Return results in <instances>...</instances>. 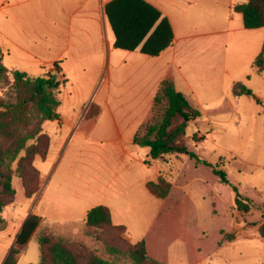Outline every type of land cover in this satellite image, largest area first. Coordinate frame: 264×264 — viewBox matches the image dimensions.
<instances>
[{
  "label": "rangeland",
  "instance_id": "obj_1",
  "mask_svg": "<svg viewBox=\"0 0 264 264\" xmlns=\"http://www.w3.org/2000/svg\"><path fill=\"white\" fill-rule=\"evenodd\" d=\"M197 6V14H192L195 19L202 15L201 21H221L211 16L210 0H199ZM235 16L240 20L239 14ZM232 23L236 28L237 22ZM259 38L262 41L264 36L242 27L222 37L215 53L191 51L194 61L181 63L179 68L167 60L176 83L185 84H180L181 72L191 85L185 96L200 115L187 124L185 144L206 164L188 155L150 159L148 148L137 145L139 156L149 164L125 169L115 156V124L123 125L119 120L140 110L141 84L132 77L129 61L144 57L145 65L158 61L154 57L117 49V70L111 71L109 79L106 76L89 84L69 76L63 81L57 110L61 120L43 123L49 149L45 159L34 160L48 186L40 197L36 194L29 199L13 175L14 203L1 212L8 225L0 232V264L18 233L19 221L41 206L48 208L50 202L68 215L43 218L16 264L39 263L37 237L44 228L67 239L74 249L91 251L113 264H131L127 257L107 249L110 245L125 247V236L131 243L143 239L152 254L172 264H195L194 252L213 257L203 264H264V239L257 232L264 223L260 211L256 207L248 213L232 209L236 192L254 204L264 202V71L256 72L252 65ZM241 86L251 94H239ZM98 101L101 114L85 118L89 103ZM151 117L152 106L148 120ZM214 167L225 172L227 183L213 174ZM158 171L171 184L163 198L151 196L144 187L146 179L156 180ZM34 198H39L37 206ZM95 205L107 206L114 222L126 227L122 239L85 233V213ZM10 208L14 211L8 218ZM233 234L229 245L224 242L219 247L220 240Z\"/></svg>",
  "mask_w": 264,
  "mask_h": 264
},
{
  "label": "trees",
  "instance_id": "obj_2",
  "mask_svg": "<svg viewBox=\"0 0 264 264\" xmlns=\"http://www.w3.org/2000/svg\"><path fill=\"white\" fill-rule=\"evenodd\" d=\"M233 11L241 15L244 28L264 27V0L235 4ZM104 12L114 35L115 48L128 51L138 48L140 53L154 57L172 43L173 33L168 20L145 0H110L105 4ZM253 66L256 71L264 69V49L253 61ZM61 82L57 74L45 73L34 77L20 70H8L0 62V108L3 109L0 110V230L5 224L1 212L15 199L13 175L16 173L20 179L25 197L29 198L37 191L39 174L33 162L36 157H46L49 138L43 133L42 126L46 121L59 119ZM238 93L251 94L242 86ZM96 114V107L89 105L84 116L92 118ZM199 115L171 80H163L153 96L152 117L137 128L133 144L147 147L150 159L188 155L196 163L206 164L185 144L187 124ZM212 172L220 181L227 183L223 170L214 167ZM169 189L170 184L160 178L147 184L149 193L156 197H164ZM253 207L264 218V202L254 204L236 192L233 210L248 213ZM39 221L40 217L34 214L26 217L1 264H16ZM84 223L85 233L91 235H110L119 239L125 233L123 225L112 224L110 211L103 205L90 208ZM257 232L264 239V223L259 225ZM232 237L228 235L223 240L229 241ZM122 241L125 247L110 245L107 249L127 257L131 264H164L147 254L144 240L133 244L125 239ZM37 243L38 264H113L91 251L74 249L67 239L47 230L38 234Z\"/></svg>",
  "mask_w": 264,
  "mask_h": 264
},
{
  "label": "crops",
  "instance_id": "obj_3",
  "mask_svg": "<svg viewBox=\"0 0 264 264\" xmlns=\"http://www.w3.org/2000/svg\"><path fill=\"white\" fill-rule=\"evenodd\" d=\"M109 1L110 0H0V62L2 66L8 70L23 71L34 77L45 73L57 74L58 78L62 80L61 83H63V81L66 82L69 76H74L77 80L89 84L96 82L102 77L107 76L109 79L111 71L114 73L118 66V61L116 60L118 54L115 52L118 48L113 46L114 35L104 12V6ZM145 1L158 9L161 15L168 20L172 29L173 39L169 47L164 49L159 55L154 56L153 59L158 60L155 61V63H147L144 65V62L147 60V58L144 57L140 59H131L129 61L132 77L134 79L137 78V81L141 84L139 88L141 91L139 92L141 93L140 110H136L131 117L129 116L128 118L119 120L124 123L123 125L115 124L112 148L115 152V156L119 160L118 162L123 164L125 169L134 170L139 168L142 164L145 165L146 162V164H149L148 159H143L139 156L137 150L134 148L135 144H133L132 138L137 128L146 123L149 119L153 96L160 82L167 79L171 80L175 89L182 92L184 96L186 92L191 90L189 80L186 78L185 74L181 72H178V76L182 80L180 84H185L180 86L176 83L174 76L169 72L168 58L169 62L179 68L181 63L186 64L185 62L191 63V61H194L190 53L191 51L215 53L216 46L218 42L222 40V37L235 30L237 32L242 30L243 24L241 15L239 14L240 20H238L235 16V14L238 13L233 11V6L235 4L244 3L247 0H210L212 4L211 16L221 20L220 22H213L211 20L201 21L202 15L197 17V19L192 16V14H195L197 9H199L197 6V1L199 0ZM232 22H237L236 28H234ZM255 30L258 31L259 36H264V27L256 28ZM262 47H264V39L261 41L259 38V42L257 41L255 44L253 52H257L256 54L258 55ZM133 51L139 52L138 48ZM146 56L148 57V55ZM143 59H145V61H143ZM54 64H56V66H54ZM147 66L150 68V71L147 69ZM151 66L154 68L151 69ZM155 68L157 69L154 71ZM40 71L42 72L39 73ZM262 71H264V69L256 72ZM144 72L145 75L143 74ZM107 93L108 90H106V94ZM102 94H104L103 91H101V98ZM99 102L100 101H98L97 104L89 103L97 109V114L94 117L99 116L103 109V107L99 105ZM82 105H80V109ZM60 120L61 118L59 115L57 121ZM123 130L125 134L122 132ZM166 157L161 161H165ZM35 169L39 174L38 187L37 191L29 197V199H32L36 194L39 195L37 197H40L48 186V179L47 181L45 180V175H41L37 167H35ZM155 176L156 180L160 178L169 183L160 171H158ZM156 180L148 178L144 181V187L147 193L153 197L156 196L149 193L147 184L155 182ZM140 181L141 180H139V182ZM38 199L39 198H34V206H37ZM8 206L4 209L8 208ZM48 206V208L46 206H41L39 211L35 212L34 215L40 217L38 225L43 218L55 217L59 219L68 215H64L57 204H51L50 202ZM4 209L2 211H4ZM10 209L11 210L8 211L6 210L8 218H10L9 213H13L14 211L13 208ZM89 209H87V211ZM29 214H33L32 211H30L28 215ZM224 219H227V216L224 217ZM3 220L5 224L0 232H3L8 225L6 220ZM23 222V220L19 221L20 225L18 231ZM111 222L114 225H123L115 223L112 216ZM42 230H47L51 233L47 228L41 229L40 232ZM232 236V239L229 241L220 240L219 242H221V244L218 243L219 247L224 242H228L227 245H229L235 235L233 234ZM125 238L131 243L126 236ZM136 242L137 241L133 243ZM145 245L147 254L150 257L164 264H172L164 259H159L156 255L151 253L148 243L145 242ZM194 258L195 264H203V260H210V258L213 257L211 255H206V257L204 255L200 256L199 252H194Z\"/></svg>",
  "mask_w": 264,
  "mask_h": 264
}]
</instances>
